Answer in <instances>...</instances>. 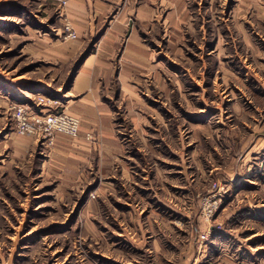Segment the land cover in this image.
<instances>
[{
    "label": "rangeland",
    "instance_id": "obj_1",
    "mask_svg": "<svg viewBox=\"0 0 264 264\" xmlns=\"http://www.w3.org/2000/svg\"><path fill=\"white\" fill-rule=\"evenodd\" d=\"M68 1L0 0V264H264V0L240 17L236 0H189L195 26L179 55L157 43L173 93L151 80L141 90L146 139L117 114L127 174L57 159L77 135L17 132L15 113L41 97L65 111L57 89L90 51L79 58ZM45 38L74 57L50 62Z\"/></svg>",
    "mask_w": 264,
    "mask_h": 264
},
{
    "label": "crops",
    "instance_id": "obj_2",
    "mask_svg": "<svg viewBox=\"0 0 264 264\" xmlns=\"http://www.w3.org/2000/svg\"><path fill=\"white\" fill-rule=\"evenodd\" d=\"M261 7V0H236L233 10L240 17L243 11ZM67 10L79 36V58L90 51L68 87L57 89L64 97L65 111L80 125L73 153L62 157L58 150L54 156L75 169L87 166L91 157L95 164L105 161L107 169L123 163L125 174L130 162L116 131L117 114L123 113L137 137L146 139L150 110L141 90L151 80L153 89L166 99L173 93L165 82L167 72L157 43L166 39L170 51L179 55V45L186 40L184 28L195 26L189 0H69ZM236 19L241 26L242 19ZM39 41V52L56 64L69 61L74 57L72 49L77 50L58 40ZM67 143L63 137L57 139L58 148ZM157 240L155 251L159 250Z\"/></svg>",
    "mask_w": 264,
    "mask_h": 264
},
{
    "label": "built area",
    "instance_id": "obj_3",
    "mask_svg": "<svg viewBox=\"0 0 264 264\" xmlns=\"http://www.w3.org/2000/svg\"><path fill=\"white\" fill-rule=\"evenodd\" d=\"M67 38H76L75 34L71 32L70 28L66 27ZM40 105L44 106L39 110L29 114L23 108H20L15 113V120L17 123V132L21 135H29L37 138H43L49 143H54V139L58 135L67 137H75L79 131V120L66 111L59 110L60 103L56 100L46 99L41 97ZM48 102L49 104H46ZM44 103V104H43ZM212 195L211 198H215ZM211 198L208 201H211ZM211 212L204 211V216L211 218Z\"/></svg>",
    "mask_w": 264,
    "mask_h": 264
}]
</instances>
